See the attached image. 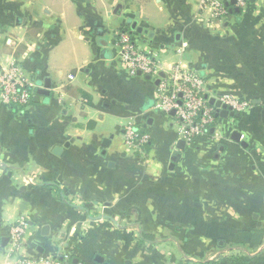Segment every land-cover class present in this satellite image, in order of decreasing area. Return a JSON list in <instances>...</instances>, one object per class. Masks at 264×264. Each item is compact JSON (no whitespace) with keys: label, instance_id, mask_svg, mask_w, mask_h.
<instances>
[{"label":"crops","instance_id":"obj_1","mask_svg":"<svg viewBox=\"0 0 264 264\" xmlns=\"http://www.w3.org/2000/svg\"><path fill=\"white\" fill-rule=\"evenodd\" d=\"M235 8L217 25L198 0H0V69L15 62L35 84L25 109L0 100V264L64 254L84 264H264V0ZM122 31L165 69L188 43L206 90L249 98L246 116L219 117L235 126L232 140L217 142L215 127L181 150L169 126L159 133L177 123L155 108L159 78L137 80L136 94L127 83L143 74L121 62ZM45 78L50 94L36 101ZM129 123L150 135L143 155ZM19 220L23 246L13 253ZM220 242L232 245L213 250Z\"/></svg>","mask_w":264,"mask_h":264},{"label":"built area","instance_id":"obj_2","mask_svg":"<svg viewBox=\"0 0 264 264\" xmlns=\"http://www.w3.org/2000/svg\"><path fill=\"white\" fill-rule=\"evenodd\" d=\"M230 0H198V8L202 14H208L220 25L230 12ZM249 0H236L235 6L244 9ZM117 44L121 49V60L132 74L149 75L159 78L157 87V101L155 108L167 114L175 111L174 118L179 126V136L190 142L200 135L208 133L216 127L219 117L217 112L225 105L230 111L243 113L251 105L247 99L240 98L231 93H215L206 90L205 78L199 70L187 62L185 55L188 43H181L174 48L177 60L167 69L159 54L152 47L147 48L137 41L129 31H122L117 35ZM35 84L19 68L15 62L0 69V100L5 105L23 109L33 101ZM209 94V98L205 96ZM221 102V107L211 104L209 99ZM125 135L129 143L140 152L145 153L150 143V135L141 130L134 123L125 127ZM24 220H19L10 228L11 252L15 253L23 246L25 233ZM27 264H84L75 262V259L64 254L61 257L35 258L28 260Z\"/></svg>","mask_w":264,"mask_h":264},{"label":"water","instance_id":"obj_3","mask_svg":"<svg viewBox=\"0 0 264 264\" xmlns=\"http://www.w3.org/2000/svg\"><path fill=\"white\" fill-rule=\"evenodd\" d=\"M236 2V0H231L230 1V5H234ZM231 11H233V9L231 8ZM235 11H239V8L236 7L235 8ZM130 27L132 28V30H137L138 32L140 33H144V34H148L149 36H153V33H149V31L147 29H143L141 26H138V22L137 21H132L130 22ZM101 33V31H100ZM177 39L179 40V36H177ZM105 44V42L103 43ZM139 75H141V72L138 73ZM148 79H150V76L148 75L147 76ZM158 83V82H157ZM51 88V80L49 78H45L44 82H42V84L40 85V88L37 90V93L38 95L36 96V101H39L40 99V95H49L50 94V91L49 89ZM206 99L209 98V94H207L205 96ZM210 103L211 104H215L218 108L221 107V102L220 101H215V98H210L209 99ZM175 111H172L170 114L171 115H174ZM239 116V113H235L234 111H230L229 109H227L225 107V105L222 106V110H220L219 112H217L216 116L217 117H220V118H228L229 116ZM215 131L214 128L211 129V132L213 133ZM241 137L240 133L238 132H234L233 134V138H235V140H239ZM111 143V139L110 138H105L103 140V147L104 148H107L109 147ZM185 140L181 139L179 140L178 142V145L177 147L181 150H183L185 148ZM53 152L55 154H60L62 152V148L61 147H56ZM179 158V154H175L173 156V159H172V164H171V169L174 168V164L175 162L178 160ZM9 241V237H5L3 238V246H6L7 245V242ZM220 244H223V242H220ZM100 257L97 256V259H99ZM78 260L76 259L75 262H77Z\"/></svg>","mask_w":264,"mask_h":264},{"label":"rangeland","instance_id":"obj_4","mask_svg":"<svg viewBox=\"0 0 264 264\" xmlns=\"http://www.w3.org/2000/svg\"><path fill=\"white\" fill-rule=\"evenodd\" d=\"M147 38V37H146ZM122 62V61H121ZM220 65H216V67L218 68V69H220V67H219ZM145 76L146 75H142V76H138V77H136V78H133V79H129L128 80V84H131L132 85V90H133V92H134V94H136V93H138L139 91H137V92H135L134 90H137L138 89V87L140 86V84L142 83V81H143V78H145ZM137 80H140V82L141 83H136V81ZM153 79H151V80H148V81H143V83H146V84H148L150 87H152L153 86ZM142 85V84H141ZM143 86V85H142ZM141 86V87H142ZM207 90H209L210 92L212 91L211 89H207ZM219 94V93H218ZM234 95V94H233ZM238 97H240V98H243V99H247L250 103H251V101H250V99L249 98H247V97H245V96H238ZM28 106H30V105H28ZM27 106V107H28ZM27 107H25V108H27ZM251 107H252V103H251V105L247 108V110L245 111V112H243V113H240V116H246L247 115V113L250 111V109H251ZM24 108V109H25ZM21 109H18V111H20ZM155 111V110H154ZM159 111H161V110H159ZM242 120V119H241ZM107 124V123H106ZM169 126V128L170 129H172L174 132H176L177 134H179V126H177L176 124L175 125H173V126H170V124H165L164 126H161L160 128H159V133H163L164 132V130H166V127H168ZM235 126H231V124H228V123H216V130L218 131V134L216 135L218 138H215L216 140H218L217 142H220L221 144L223 143V144H226V142H229V141H231L232 139L230 138V133H231V130L234 128ZM223 131H225V137H223ZM199 137V136H198ZM197 137V138H198ZM197 138H195V139H193L192 141H190L189 143L190 144H192V143H194L195 141H196V139ZM223 140V141H222ZM219 143V144H220ZM132 146V145H131ZM136 151V153L138 154V156H140V155H143L144 154V152H140V150L139 149H136L134 146H132ZM216 152H217V150H216ZM140 154V155H139ZM217 155V154H216ZM145 156V155H144ZM218 157H220V154H219V156ZM217 157V158H218ZM222 179H224V177H222ZM141 238H143L142 237V235H141ZM221 246L220 247H217V246H214V249L213 250H218V249H222V248H227L228 247V245H232L231 243H226V244H220ZM235 252L236 253H238V252H242V251H238V249L237 250H235ZM229 254H231V253H229ZM71 255V254H70ZM203 260H205V257H204V259ZM189 261V260H188ZM184 262H187V261H184ZM183 262V263H184ZM192 264H208L207 262H205V261H201V262H199V261H197V262H194V263H192Z\"/></svg>","mask_w":264,"mask_h":264},{"label":"trees","instance_id":"obj_5","mask_svg":"<svg viewBox=\"0 0 264 264\" xmlns=\"http://www.w3.org/2000/svg\"><path fill=\"white\" fill-rule=\"evenodd\" d=\"M111 112L115 113V114H122L125 116L130 115L129 112H127L125 109H123L117 105H114L113 107H111ZM142 236H143V238L148 239V240H152L154 238L153 234H149V233H142Z\"/></svg>","mask_w":264,"mask_h":264}]
</instances>
